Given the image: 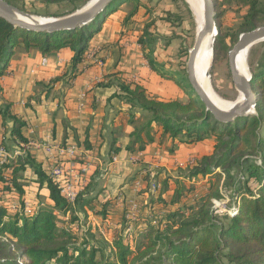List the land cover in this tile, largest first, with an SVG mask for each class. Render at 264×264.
Listing matches in <instances>:
<instances>
[{
    "label": "trees",
    "instance_id": "16d2710c",
    "mask_svg": "<svg viewBox=\"0 0 264 264\" xmlns=\"http://www.w3.org/2000/svg\"><path fill=\"white\" fill-rule=\"evenodd\" d=\"M129 1L113 0L91 23L74 30L53 33L16 27L0 17V76L7 69L18 46H23L26 50L38 49L43 54L70 47L74 51L72 71L75 73L105 20L121 4ZM132 1L135 6L126 15L125 23L142 6L141 0ZM214 2L219 30L214 47L217 58L219 46L226 37L220 24V7L226 3H242L247 7L239 31L232 40L235 45L242 33L264 25V0ZM80 6H75L64 15L74 12ZM174 15L172 11H165V19L171 25L183 24L178 16L175 17V24ZM158 37L147 25L139 38L144 55L154 71L176 80L185 89L189 95L187 102L151 98L142 85L128 82L120 72L111 74L114 78L100 82V85L116 86L115 96L151 115L145 124L132 133L133 140L129 150H134L136 143H140L139 150L145 149L146 143L141 134L145 132L148 140H152L150 132L154 122L162 126L164 135L188 144L215 137L213 153L195 160L184 173L188 178L211 174L206 192L191 196V202H184L181 207L183 211L179 208V211L170 212L161 219L154 218L158 227L152 224L151 219L146 230L140 234L142 242L136 248L122 235H112V239H109L100 234L101 238L97 240L92 225L87 223L83 232L85 234L80 235L81 241L77 243L74 242L78 235L74 232L75 225L80 221L84 222L87 210L93 208L96 197L92 190L96 185L98 170L89 178L75 202L71 203L62 191V181H57L52 176L51 168L37 161L26 150L24 154L8 159L0 167V182L5 183L8 190L17 192L22 208L13 211L7 203L0 204V264H264V55L252 73L253 90L259 97L257 114L224 123L217 121L207 111L199 96L194 97L179 79L183 70L176 74L178 72L166 70L157 61L154 53ZM262 45L264 46V42ZM185 50L183 45L181 57ZM180 64L184 65L183 62ZM186 81L188 82V77L185 78ZM188 87L195 92L189 82ZM1 89L0 86V91ZM0 114L5 123L7 120L12 122L11 141L28 143L21 132L25 121L11 112L10 104L0 107ZM4 143L5 148H9L7 141ZM86 146L90 147L88 141ZM112 150L114 153L118 152L115 147ZM75 161L81 166L85 165L80 156ZM9 169L12 171L11 176L6 174ZM27 169H32L36 174L40 189L48 190L52 206L45 205L31 212L25 211L22 179ZM195 189L194 185L186 189L179 183L172 202H180L185 191L192 192ZM226 196L229 198L228 209L220 212L215 207V200H224ZM232 207L235 210L230 213ZM103 215L106 216L105 211ZM65 216L68 217L67 220ZM171 219L174 220L169 222Z\"/></svg>",
    "mask_w": 264,
    "mask_h": 264
},
{
    "label": "crops",
    "instance_id": "0c3cea01",
    "mask_svg": "<svg viewBox=\"0 0 264 264\" xmlns=\"http://www.w3.org/2000/svg\"><path fill=\"white\" fill-rule=\"evenodd\" d=\"M128 4L124 3L125 6L105 20L75 73L72 71L74 51L70 47L43 54L38 49L18 46L0 76V107L10 104L11 112L25 121L21 132L33 143L26 150L47 168H51L53 158L59 156L58 146H77L78 157L88 166L86 184L97 170L99 172L92 190L96 197L93 208L87 210V225L109 239L112 235H122L133 243L151 219L156 227L158 222L154 218L161 219L162 215L179 211L184 202L190 203L191 194L188 199L183 196L180 202L172 200L179 183L187 186L190 177H185L184 173L190 164L212 154L216 141L211 136L198 143H184L164 135L162 126L154 122L150 132L152 140H148L145 132L141 134L145 149L139 150L140 143H136L135 149L129 150L132 133L151 115L115 96L116 86L100 85V82H107L114 78L111 74L120 72L128 82L142 85L151 98L187 102L189 95L176 80L163 77L151 68L139 43L148 25L151 32L159 35L154 53L157 61L166 70L179 74L184 68L179 54L185 46L182 30L165 19V14L160 12L162 9L153 8L147 1H142L137 14L125 23L131 11L126 9ZM166 10L173 11V8L168 6ZM11 128L12 122L5 123L0 114V147L5 148L7 141L9 148L5 149L14 159L26 150L22 143L11 141ZM113 147L118 149L117 153L113 152ZM113 155L118 157L115 163L111 162ZM190 155L194 158L189 159ZM63 159L68 161L70 157ZM6 174L11 176L12 171L9 169ZM23 175L24 199L30 208L26 212L52 206L48 190L40 189L34 171L27 169ZM6 187L0 182V204L20 203L17 192ZM198 188L196 186L195 191ZM130 204L139 207L134 222L125 219Z\"/></svg>",
    "mask_w": 264,
    "mask_h": 264
},
{
    "label": "rangeland",
    "instance_id": "374dc122",
    "mask_svg": "<svg viewBox=\"0 0 264 264\" xmlns=\"http://www.w3.org/2000/svg\"><path fill=\"white\" fill-rule=\"evenodd\" d=\"M10 1L12 2L11 3L12 5L16 6L20 10L30 15L37 17H45V18H56V17L64 16V14L68 13L69 10H71L75 6L81 5L80 6L81 8L88 2V1L85 2V0H10ZM142 1H147L149 5L151 4V6H153V8H157L158 10L162 9L160 12L163 14H165V11H168L166 10V8L170 6L171 8H173L172 12L175 14L173 17L174 21L176 16H178L179 18H181V20H183V24H180L179 26H175L178 27L179 30H182L180 32L184 39L185 49H186L182 57H181L182 51L180 50L179 52L180 57L182 58L180 62H183L184 64L183 65L184 68L182 69L183 72L182 75H179V79H181L185 83L188 90L192 93L194 97H196L197 94L188 87V82L187 81L185 82V78H187L188 75L187 62L189 57V51L193 47L197 35V25H196L195 17L188 3V0H142ZM122 5H124V3L121 4L119 7H121ZM126 6H127L126 7L127 11H130L134 8L135 3L134 1L130 0L129 4ZM220 12H221V16L219 18L220 24L222 25L221 27L226 37H225V41L219 46L218 57L215 58L214 55V61L211 65V70H210V81L212 88L220 97L224 98L225 100L233 102L238 99L239 92L236 89L235 84L232 80V75L229 68V52L234 46L232 40L239 31L240 24L242 23L244 16L247 12V7L242 3H226L220 7ZM262 44L263 42L254 45L249 51L247 64L251 75L256 70L258 62L261 61V57L264 55V46ZM255 114H257V111H255ZM190 158L193 159L194 157L190 155L189 159ZM183 173L184 172H182V174ZM210 181H211L210 176L199 175L190 178L186 182L188 187L186 185L183 186L186 189H189L192 185L197 186L199 188L198 191L187 192L184 198L188 199L189 194H191V196H194L200 192H205ZM228 204H229V198L226 196L224 200H217L216 209L220 212H226L228 209L227 207ZM85 224H86L85 220L82 224L76 223L75 226L76 228L74 229V232L78 235L74 240V242L80 243L81 241L80 235L85 234L83 233L86 228ZM81 226L82 228H80ZM95 234L98 238L97 240H100L99 238H101V235L99 234V232H95ZM139 242H142V239L141 240L138 239V241L134 240V242L131 244H134V247L136 248V245H138Z\"/></svg>",
    "mask_w": 264,
    "mask_h": 264
},
{
    "label": "water",
    "instance_id": "95a60500",
    "mask_svg": "<svg viewBox=\"0 0 264 264\" xmlns=\"http://www.w3.org/2000/svg\"><path fill=\"white\" fill-rule=\"evenodd\" d=\"M113 0H93L88 1L83 7L74 12L56 18H45L30 15L7 0H0V17L13 24L27 30L36 32H58L64 30H74L78 27L91 23L101 12H103ZM204 17L203 25L196 35L193 47L189 51L187 62V77L190 86L204 102L207 111L211 112L217 121L228 123L233 122L238 117H250L255 115L256 105L259 97L253 90L252 75L241 74L237 68V56L243 51L250 49L264 42V25L251 31L242 33L229 52V68L232 80L236 89L243 94L242 100H235L231 106H223L215 102L198 80L195 72V64L198 52L204 39L211 33L218 35L216 21V7L214 0H203ZM42 18L46 20H42ZM216 41V38H215ZM214 54V46H213ZM214 61V55L213 60Z\"/></svg>",
    "mask_w": 264,
    "mask_h": 264
},
{
    "label": "built area",
    "instance_id": "2783aa9c",
    "mask_svg": "<svg viewBox=\"0 0 264 264\" xmlns=\"http://www.w3.org/2000/svg\"><path fill=\"white\" fill-rule=\"evenodd\" d=\"M31 145H33V143L31 142L22 143V146L25 148V150ZM48 150L51 151V148L49 147ZM57 150L60 157L58 156L56 158H53L51 165V174L57 181H62V191L67 200L73 203L75 202L79 192L86 185L85 175L88 172V166L83 165L79 167V164L75 161V159L78 158L79 155V150L76 145H71L66 148L58 146ZM23 152L25 151L23 150ZM67 155L70 157L68 161L63 159V157ZM12 157L13 154L11 155V153L4 147H0V167ZM117 161L118 157L116 155H113L111 162L115 163ZM216 202L217 200H215V207ZM10 207L13 211L22 209L21 205L17 202L13 203ZM24 209L25 211H30L28 202L24 203ZM233 210H235V207L229 210V212L232 213ZM138 214L139 207L136 204H130L129 208L126 209L125 217L129 222H134L138 218Z\"/></svg>",
    "mask_w": 264,
    "mask_h": 264
},
{
    "label": "bare ground",
    "instance_id": "6f19581e",
    "mask_svg": "<svg viewBox=\"0 0 264 264\" xmlns=\"http://www.w3.org/2000/svg\"><path fill=\"white\" fill-rule=\"evenodd\" d=\"M96 0H93V2ZM188 3L192 9L197 25V33L203 25V13L204 5L203 0H188ZM42 20H46L42 18ZM216 33L209 34L203 41L201 48L198 52L195 64V72L198 80L208 92L209 96L217 103L223 106H231L233 102L225 100L220 97L212 88L210 81V70L213 60V46L215 44ZM249 51L243 50L237 56V68L241 74H249V68L247 64ZM239 92V91H238ZM239 100L243 99V94L239 92Z\"/></svg>",
    "mask_w": 264,
    "mask_h": 264
}]
</instances>
